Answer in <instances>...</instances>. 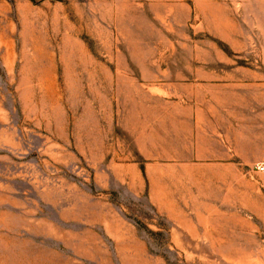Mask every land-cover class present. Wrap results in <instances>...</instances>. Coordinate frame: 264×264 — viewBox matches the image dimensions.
I'll list each match as a JSON object with an SVG mask.
<instances>
[{
    "label": "rangeland",
    "instance_id": "obj_1",
    "mask_svg": "<svg viewBox=\"0 0 264 264\" xmlns=\"http://www.w3.org/2000/svg\"><path fill=\"white\" fill-rule=\"evenodd\" d=\"M219 66L264 82V0H0V264H264V172L220 240L121 176L148 90Z\"/></svg>",
    "mask_w": 264,
    "mask_h": 264
},
{
    "label": "crops",
    "instance_id": "obj_2",
    "mask_svg": "<svg viewBox=\"0 0 264 264\" xmlns=\"http://www.w3.org/2000/svg\"><path fill=\"white\" fill-rule=\"evenodd\" d=\"M171 74L138 103L134 152L120 164L169 240H220L257 190L264 163V82L226 67Z\"/></svg>",
    "mask_w": 264,
    "mask_h": 264
},
{
    "label": "built area",
    "instance_id": "obj_3",
    "mask_svg": "<svg viewBox=\"0 0 264 264\" xmlns=\"http://www.w3.org/2000/svg\"><path fill=\"white\" fill-rule=\"evenodd\" d=\"M255 169L259 171H264V163H259L255 166Z\"/></svg>",
    "mask_w": 264,
    "mask_h": 264
}]
</instances>
